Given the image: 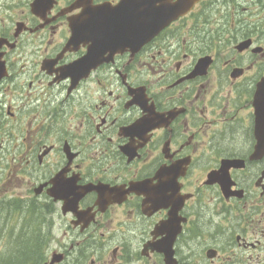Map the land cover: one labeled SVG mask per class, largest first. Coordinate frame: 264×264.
I'll return each instance as SVG.
<instances>
[{"label": "flooded vegetation", "instance_id": "obj_1", "mask_svg": "<svg viewBox=\"0 0 264 264\" xmlns=\"http://www.w3.org/2000/svg\"><path fill=\"white\" fill-rule=\"evenodd\" d=\"M148 2L182 14L106 48L123 0H0V202L50 204L63 262L264 264V0Z\"/></svg>", "mask_w": 264, "mask_h": 264}, {"label": "water", "instance_id": "obj_2", "mask_svg": "<svg viewBox=\"0 0 264 264\" xmlns=\"http://www.w3.org/2000/svg\"><path fill=\"white\" fill-rule=\"evenodd\" d=\"M131 1L132 0H124L123 5L119 9L116 8L113 12V15H115L116 18L113 16L106 17L105 11L102 13L100 19L99 16H94L92 20H90L89 25L84 21L81 24L88 26L91 30V35L99 37L102 42L100 46L106 48H112L115 45L118 36H121V31L124 32L131 30L133 27V34L131 33L130 35L135 37V40H137L138 46L140 47L153 37L162 27L175 18L173 16H166L158 19H150V2L147 0L139 5L137 8L139 11L138 15L132 20L131 10L133 11L134 9L125 8L127 7L125 3L132 5ZM124 11H127L128 16L125 19L119 18V13L122 14ZM95 31H97V34H94ZM86 190L87 189H83L82 193L75 197L73 200L74 206L77 205L79 198L84 195ZM57 260L58 259L53 258L51 264L57 262Z\"/></svg>", "mask_w": 264, "mask_h": 264}, {"label": "trees", "instance_id": "obj_3", "mask_svg": "<svg viewBox=\"0 0 264 264\" xmlns=\"http://www.w3.org/2000/svg\"><path fill=\"white\" fill-rule=\"evenodd\" d=\"M37 208L28 203H17L15 206L8 202L0 204V234L7 231L9 234V222L4 220L5 216L8 218L11 215H23L25 222L22 226V236L17 237L16 243L10 244L8 255H0V264H41L44 261L42 251L47 243L44 231L46 222L39 216Z\"/></svg>", "mask_w": 264, "mask_h": 264}, {"label": "rangeland", "instance_id": "obj_4", "mask_svg": "<svg viewBox=\"0 0 264 264\" xmlns=\"http://www.w3.org/2000/svg\"><path fill=\"white\" fill-rule=\"evenodd\" d=\"M195 173L192 174V179H194ZM115 218V215L113 213L109 214L108 216V224L113 221ZM18 221L16 222L15 218L12 223L9 224L8 231L6 233L0 234V255H8L7 254V249L9 248L10 244L16 243L15 241L18 236H22V226L24 224L23 222V215H21V218L17 219ZM16 224V229H12V227ZM67 231L66 237H70V232L67 230L66 227L63 225H57L54 227V230H52V236L50 235V240L47 246H45L44 250L42 251L43 253V260L47 261L50 259V256L52 255L53 251L57 250L59 247L64 248V250H67L69 245L64 246L63 241H66L67 239L64 238V232ZM128 239H130L132 242V235L127 234ZM73 242H75V236L71 238ZM111 249L110 247L108 254L106 255V262L102 264H120L118 260L120 259H112L111 256ZM70 258L67 259L65 263L62 264H69ZM83 264H89V261H83Z\"/></svg>", "mask_w": 264, "mask_h": 264}]
</instances>
